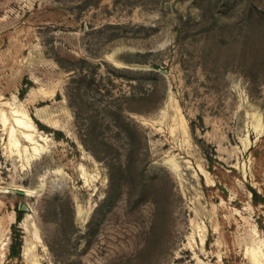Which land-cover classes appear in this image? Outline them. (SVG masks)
I'll list each match as a JSON object with an SVG mask.
<instances>
[{
  "label": "rangeland",
  "instance_id": "obj_1",
  "mask_svg": "<svg viewBox=\"0 0 264 264\" xmlns=\"http://www.w3.org/2000/svg\"><path fill=\"white\" fill-rule=\"evenodd\" d=\"M0 264H264V0H0Z\"/></svg>",
  "mask_w": 264,
  "mask_h": 264
},
{
  "label": "bare ground",
  "instance_id": "obj_2",
  "mask_svg": "<svg viewBox=\"0 0 264 264\" xmlns=\"http://www.w3.org/2000/svg\"><path fill=\"white\" fill-rule=\"evenodd\" d=\"M15 116H17V115H15ZM46 118V117H45ZM16 119V121H17V123L19 124V125H21L22 127L24 126V125H28V124H26L21 118H19V117H16L15 118ZM46 120H48V119H46ZM29 122H31V121H29ZM30 125V124H29ZM29 125H28V127H29ZM30 127H33V124L32 125H30ZM26 134V133H25ZM28 134H30V133H28ZM27 134V135H28ZM32 135V134H31ZM28 136H30V135H28ZM31 137V136H30ZM27 139H29V138H27ZM31 139V138H30ZM40 148V147H39ZM34 149H36V148H34ZM39 150V149H38Z\"/></svg>",
  "mask_w": 264,
  "mask_h": 264
},
{
  "label": "water",
  "instance_id": "obj_3",
  "mask_svg": "<svg viewBox=\"0 0 264 264\" xmlns=\"http://www.w3.org/2000/svg\"><path fill=\"white\" fill-rule=\"evenodd\" d=\"M19 193H20V194H26V192H22V191L19 192ZM25 208H26V206L24 205V206H23V210H24Z\"/></svg>",
  "mask_w": 264,
  "mask_h": 264
},
{
  "label": "trees",
  "instance_id": "obj_4",
  "mask_svg": "<svg viewBox=\"0 0 264 264\" xmlns=\"http://www.w3.org/2000/svg\"><path fill=\"white\" fill-rule=\"evenodd\" d=\"M256 195V194H254ZM17 251V248H14V255H17L18 253H15Z\"/></svg>",
  "mask_w": 264,
  "mask_h": 264
}]
</instances>
